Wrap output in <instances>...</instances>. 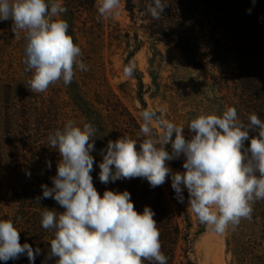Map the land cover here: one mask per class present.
<instances>
[{
    "label": "clouds",
    "instance_id": "1",
    "mask_svg": "<svg viewBox=\"0 0 264 264\" xmlns=\"http://www.w3.org/2000/svg\"><path fill=\"white\" fill-rule=\"evenodd\" d=\"M167 6V0H151L146 11L159 20ZM120 9L121 0H98L97 20L114 18ZM66 12L61 0H0V21H12L17 39L23 33V62L31 72L24 83L32 93H44L60 81L68 86L76 70L88 71L62 18ZM135 70L130 61L123 75L132 77ZM140 120L137 139H110L100 150L101 183L141 178L155 188L171 176L178 202L184 203L186 188L188 210L208 230L224 234L242 219L251 220L254 204L264 200V120L256 113L241 120L235 107L219 115L201 113L188 123V139L185 127L165 119L163 109L145 108ZM96 132L90 122L79 126L69 120L48 135V147L60 159L52 186L42 184V196L36 199H53L63 211L45 207L41 212V226L54 237L46 259L55 258V264H167L153 209L146 205L138 212L128 190L105 189L101 196L94 186ZM250 132L256 134L250 138ZM181 156L184 171H174L167 162ZM40 252L21 244L13 221L0 220V260L27 255L34 264Z\"/></svg>",
    "mask_w": 264,
    "mask_h": 264
},
{
    "label": "trees",
    "instance_id": "2",
    "mask_svg": "<svg viewBox=\"0 0 264 264\" xmlns=\"http://www.w3.org/2000/svg\"><path fill=\"white\" fill-rule=\"evenodd\" d=\"M97 2L63 0L62 4L67 8L63 16L68 19V32L77 42L83 39L88 43L85 50L97 51L109 31L116 46L127 47L129 58H132L133 53L142 46L139 34L132 35L115 18L98 21ZM124 2L134 22L142 21L141 26L152 36L168 37L188 57L197 59L199 54L209 52L221 65L228 63L231 58L236 59L235 68L243 89L264 98V0H255V3L253 0H167L168 6L159 20H153L146 11V5L151 0ZM132 46L134 49L130 50ZM140 74L135 70L133 76L143 85ZM97 90L98 99L87 96L86 90H83L86 95L83 94L80 99L71 98L74 102V121L79 126L90 122L97 129L95 151L92 153L94 170L91 175L94 186L101 196L105 189L128 190L138 212H143L146 205L153 209L160 232L161 250L167 256V264H198L195 243L206 231V226L199 223L198 228H195L186 205L187 189H184V203H180L172 188L171 178L167 187L163 184L155 188L141 178L121 179L109 184L100 182L99 163L103 159L100 150L106 148L110 139L116 140L121 136L137 139L142 121L116 93L108 94L101 87ZM140 97L144 109L148 108L144 97ZM79 111L83 112V118L79 116L82 114ZM67 121L58 114L52 116L51 126L38 128L37 137H41L43 142L23 163L16 159L15 150L13 161L18 167L16 172L23 179L10 197L17 210L13 214H4L0 220L13 221L20 231L21 244L27 242L33 249L41 250L34 264H55V258L46 259L50 250L49 241L54 237L51 231L41 226V212L45 207L57 211L63 209L53 199L38 201L36 198L42 196V184L52 186L50 178L56 174L60 159L58 152L48 147V135L58 128L62 129ZM48 162H51L50 169ZM171 162L183 168L184 161L180 158ZM1 168L4 169L3 166ZM29 172L30 176L26 174ZM253 208L251 220L242 219L235 230L229 228L227 245L234 257L231 264H264V200L257 201ZM0 264L32 262L27 255H21L16 260H0ZM143 264L148 262L144 261Z\"/></svg>",
    "mask_w": 264,
    "mask_h": 264
},
{
    "label": "rangeland",
    "instance_id": "3",
    "mask_svg": "<svg viewBox=\"0 0 264 264\" xmlns=\"http://www.w3.org/2000/svg\"><path fill=\"white\" fill-rule=\"evenodd\" d=\"M62 18L68 20L64 16ZM114 18L132 35L138 33L142 40V46L132 58H129L127 47L116 46L109 31L97 51L85 50L88 43L81 38L77 42L72 37L82 49L81 59L88 71L76 70L70 85L65 86L60 81L44 93H32L25 86L31 72L25 70L23 62V33L17 39L11 31L12 21H0V219L4 214H13L17 210L10 197L23 179L16 172L15 150L19 163L30 159L31 152L43 142L41 137H37L38 128L51 126L52 116L58 114L66 120H74L71 98L80 99L85 94L83 90L88 92L87 96L97 99L99 87L108 94L114 92L139 117L144 109L140 99L143 96L148 107L158 112L163 109L165 119L184 126L186 139L191 137L188 123L201 113L219 115L227 107H235L241 120H246L252 113L264 120V98L243 89L235 68L236 59L231 58L221 65L209 52L199 54L197 59L188 57L168 37L152 36L141 26L142 21L134 22L124 0H121V9ZM133 49L134 46L130 50ZM128 61L134 62L136 70L141 72L143 85L136 77L123 75V67ZM79 113L83 118V112ZM155 128L158 133V123ZM255 134L250 132V138ZM245 143L250 145V139ZM167 147L171 150V145ZM180 159L184 161L183 156ZM167 163L174 171H184L171 161ZM170 178L164 183L165 187ZM191 216L195 228H198V218L193 213ZM228 234L229 230L219 234L206 228L195 243L197 263L231 264L234 257L228 250Z\"/></svg>",
    "mask_w": 264,
    "mask_h": 264
}]
</instances>
